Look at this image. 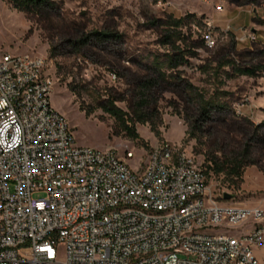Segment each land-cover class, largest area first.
<instances>
[{
  "label": "built area",
  "instance_id": "built-area-1",
  "mask_svg": "<svg viewBox=\"0 0 264 264\" xmlns=\"http://www.w3.org/2000/svg\"><path fill=\"white\" fill-rule=\"evenodd\" d=\"M51 95L45 56L0 50V264H264L261 206L224 204L173 143L135 164L76 144Z\"/></svg>",
  "mask_w": 264,
  "mask_h": 264
},
{
  "label": "rangeland",
  "instance_id": "rangeland-1",
  "mask_svg": "<svg viewBox=\"0 0 264 264\" xmlns=\"http://www.w3.org/2000/svg\"><path fill=\"white\" fill-rule=\"evenodd\" d=\"M49 1L38 12H26L0 0V50L47 58L52 104L69 121L76 144L120 152L134 148L135 164L151 147L173 143L208 171L214 196L231 194L224 204L264 209V0ZM170 16L184 19L171 29L180 37L173 40L190 49L192 56L168 70L169 82L150 99L161 117L159 133L149 123L138 124L141 138L134 140L120 131L103 105L116 99L117 106L132 114L138 84L147 77L154 57L169 51L163 40ZM82 39L87 41L82 49L73 45ZM227 60L255 73L235 74L232 65L215 73L216 65ZM196 94L218 99L223 108L213 109L203 130L190 138ZM246 148L254 164L246 167L241 179L207 169L214 159L222 161ZM250 230L242 224L232 234ZM60 248L63 252V245Z\"/></svg>",
  "mask_w": 264,
  "mask_h": 264
},
{
  "label": "trees",
  "instance_id": "trees-1",
  "mask_svg": "<svg viewBox=\"0 0 264 264\" xmlns=\"http://www.w3.org/2000/svg\"><path fill=\"white\" fill-rule=\"evenodd\" d=\"M8 1L12 2L17 9L26 12H38L40 9L49 6L50 4L49 0ZM183 20L184 19L182 18L176 19L170 16L166 21L169 29L164 37L163 44L169 46V51L162 56L156 55L154 57L152 64L149 66L150 70L147 77L138 84V99L132 106V114L117 106L116 99L108 100L106 101L107 103L103 105V109L114 116L118 121L120 131L124 132L125 135L131 139L138 140L141 138L137 127L138 124L149 123L151 129L157 134L159 133L157 127L161 117L158 113L157 106H154L150 99L161 89L164 82H169L170 75L168 74V70L177 69L179 66L188 62L189 56H192L190 49L181 44L177 45L176 40H173V38L176 39L180 37L176 36L171 29L180 26ZM95 34L102 37L112 36V34L98 31H96ZM86 43L87 41L82 39L79 42H74L73 45L78 47V49H82ZM231 45H234L233 41ZM229 65H232L235 74L252 75L255 73V69L250 67H240L230 60L222 61L217 64L214 72L219 74L224 67ZM192 87L191 92L195 94L193 90L194 86ZM195 97L198 107L196 118L189 123L187 134L190 138L196 137L198 132L203 130V126L211 119V112L213 109L223 108V105L214 97L206 98L205 95L202 94H196ZM213 164L214 165L207 164V169L213 170L216 174H225L227 177L235 180L241 179L246 167L254 164V162L250 159L249 148H246L243 151H233L231 155H227L222 161H219L218 158H216L214 159ZM205 173H208V171H205Z\"/></svg>",
  "mask_w": 264,
  "mask_h": 264
},
{
  "label": "crops",
  "instance_id": "crops-1",
  "mask_svg": "<svg viewBox=\"0 0 264 264\" xmlns=\"http://www.w3.org/2000/svg\"><path fill=\"white\" fill-rule=\"evenodd\" d=\"M255 252H256V255L258 256V258L260 259V261L264 262V250L260 249V248H257L255 250Z\"/></svg>",
  "mask_w": 264,
  "mask_h": 264
},
{
  "label": "water",
  "instance_id": "water-1",
  "mask_svg": "<svg viewBox=\"0 0 264 264\" xmlns=\"http://www.w3.org/2000/svg\"><path fill=\"white\" fill-rule=\"evenodd\" d=\"M224 198H225V199H229V198H231V194H229V193H225V194H224Z\"/></svg>",
  "mask_w": 264,
  "mask_h": 264
}]
</instances>
